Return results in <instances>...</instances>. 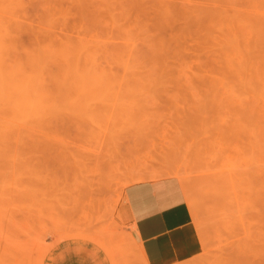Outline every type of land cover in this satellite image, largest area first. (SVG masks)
<instances>
[{
	"label": "rangeland",
	"instance_id": "1",
	"mask_svg": "<svg viewBox=\"0 0 264 264\" xmlns=\"http://www.w3.org/2000/svg\"><path fill=\"white\" fill-rule=\"evenodd\" d=\"M164 177L176 264H264V0H0V264H147L125 190Z\"/></svg>",
	"mask_w": 264,
	"mask_h": 264
},
{
	"label": "crops",
	"instance_id": "2",
	"mask_svg": "<svg viewBox=\"0 0 264 264\" xmlns=\"http://www.w3.org/2000/svg\"><path fill=\"white\" fill-rule=\"evenodd\" d=\"M125 197L132 236L137 237L148 264H176L202 251V241L178 179L164 177L130 184Z\"/></svg>",
	"mask_w": 264,
	"mask_h": 264
},
{
	"label": "bare ground",
	"instance_id": "3",
	"mask_svg": "<svg viewBox=\"0 0 264 264\" xmlns=\"http://www.w3.org/2000/svg\"><path fill=\"white\" fill-rule=\"evenodd\" d=\"M87 72H88V71H87ZM95 73H96V72H95ZM93 75H94V74H93ZM81 76H83V77L85 76V78H86V77L89 76V73H88L87 75L84 74V75H81ZM91 76H92V75H90L89 77H91ZM83 77H82V78H83ZM89 77H88V78H89ZM95 77H97V75H95ZM95 77H94V79L96 80V79H98L100 76H98L97 78H95ZM92 78H93V76H92ZM14 79H15V78H14ZM20 79H21V78H20ZM22 79H23V78H22ZM22 79H21V80H22ZM94 79H93V80H94ZM99 79H100V78H99ZM99 79L96 80V81H97V82H100L101 79H100V80H99ZM18 80H19V79H18ZM21 80H20V81H21ZM81 80H82V79H81ZM16 81H17V80H16ZM16 81H15V82H16ZM25 81H27V80L25 79ZM79 81H80V80H79ZM86 81L89 82L88 79H87ZM6 82H7V81H6ZM8 82H10V84H9V86H10L11 83H12L13 81L11 82V81L9 80ZM17 82H18V81H17ZM17 82H16V84H17ZM22 82H23V81H22ZM22 82H21V83H22ZM81 82H82V81H80V83H81ZM89 83H90V85H91L92 81H90ZM89 83H88V84H89ZM100 83H102V82H100ZM6 84H7V83H6ZM24 84H27V85L29 86L28 83H24ZM98 84H99V83H97L96 85H98ZM90 85H88V86L90 87ZM92 85H93V84H92ZM92 85H91V87H92ZM94 85H95V84H94ZM25 86H26V85H25ZM16 87H17V86H16ZM94 87H95V86H94ZM96 87H97V86H96ZM10 88H11V87H10ZM22 88H23V87H20V90H22L21 93H23V94H24V92H23L24 89H26V91H27L28 89H30V88L27 89V87L24 88V89H22ZM13 89H14V88H13ZM16 89H17V88H16ZM31 89H32V88H31ZM24 91H25V90H24ZM28 91H29V92H28ZM28 91H27V93H28L27 96H26V95H24V96L28 97L29 95H31V92H30L31 90H28ZM33 92H35V91L33 90ZM25 94H26V92H25ZM34 94H36V93H34ZM21 96H22V95H21ZM26 97H25V98H26ZM25 98H24V99H25ZM22 99H23V98H22ZM29 99H30V96H29ZM35 99H36V97H35ZM35 99H34V96H33V100H32V101H34ZM27 100H28V98H27ZM23 101H24V100H23ZM28 101H29V100H28ZM28 101H27V102H28ZM24 102H25V101H24ZM23 104H24V103H23ZM23 104H22V105H23ZM25 104H26V103H25ZM34 104H35V102H34ZM34 104H32L31 101H30V104H29V105H33V106H34ZM26 105H27V104H26ZM21 107H22V106H21ZM25 107H26V106H25ZM27 107H28V105H27ZM27 107H26V108H27ZM30 108H31V107H30ZM166 191H167V190H166ZM169 191H170V190H169ZM174 191H175V190H174ZM167 193H168V191H167ZM168 195H169V193H168ZM173 195H174V194H173ZM173 195H172V196L170 195V196L173 197ZM176 195H177V193H176ZM167 198H169V197H166V199H167ZM177 198H178V197H177ZM164 199H165V198H164ZM166 199H165V200H166ZM170 199H171V198H170ZM175 199H176V198H175ZM169 201L171 202V200H169ZM173 201H174V198H173ZM165 202H166V201H165ZM167 202H168V201H167ZM133 224H134V223H133ZM133 228H134V227H133ZM134 238H135L136 243H137V248H138V251H139V254H140V258L142 259V261H144V262L147 263V260H146V258L144 257V254H143V252H142V249H141L140 243H139V241H138V239H137V237H136L135 235H134ZM114 257H115V256H114ZM147 264H148V263H147Z\"/></svg>",
	"mask_w": 264,
	"mask_h": 264
}]
</instances>
